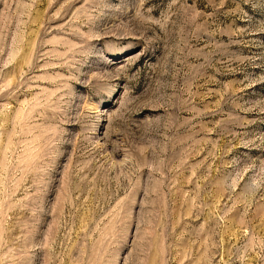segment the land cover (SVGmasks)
Returning <instances> with one entry per match:
<instances>
[{"label":"rangeland","instance_id":"obj_1","mask_svg":"<svg viewBox=\"0 0 264 264\" xmlns=\"http://www.w3.org/2000/svg\"><path fill=\"white\" fill-rule=\"evenodd\" d=\"M0 264H264V0H0Z\"/></svg>","mask_w":264,"mask_h":264}]
</instances>
